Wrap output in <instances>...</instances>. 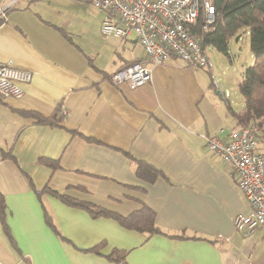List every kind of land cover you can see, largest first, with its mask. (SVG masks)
Here are the masks:
<instances>
[{"label": "crops", "instance_id": "1", "mask_svg": "<svg viewBox=\"0 0 264 264\" xmlns=\"http://www.w3.org/2000/svg\"><path fill=\"white\" fill-rule=\"evenodd\" d=\"M6 6L0 64L29 71L32 80L20 98H0V264H264V229L234 230L233 218L250 208L205 147L204 136L225 139L235 128L204 72L171 57L144 86H116L110 75L145 52L133 34L103 39L104 13L92 0H3ZM20 112L61 120L36 125ZM41 157L59 168L40 165ZM137 161L161 176L139 179ZM45 186L121 215L142 203L162 234L37 196Z\"/></svg>", "mask_w": 264, "mask_h": 264}, {"label": "built area", "instance_id": "2", "mask_svg": "<svg viewBox=\"0 0 264 264\" xmlns=\"http://www.w3.org/2000/svg\"><path fill=\"white\" fill-rule=\"evenodd\" d=\"M216 1L225 0H92V6L104 13L100 36L125 39L133 34L146 56L110 75V82L131 90L140 88L150 82L152 68L171 57L188 67L209 71L211 62L202 42L216 22ZM8 8H0V17ZM31 80V72L0 64V98H20L22 87ZM211 81L218 89L215 80ZM258 134L257 126L249 124L230 131L225 139L204 136L205 147L235 177L250 208L248 215H237L232 220L234 230L243 236L264 229V156L258 152Z\"/></svg>", "mask_w": 264, "mask_h": 264}, {"label": "trees", "instance_id": "3", "mask_svg": "<svg viewBox=\"0 0 264 264\" xmlns=\"http://www.w3.org/2000/svg\"><path fill=\"white\" fill-rule=\"evenodd\" d=\"M214 5L216 7L217 19L214 26L204 34L202 45L204 48L212 46L218 52L228 57L229 39L235 36L241 29L248 30L249 51L253 56L254 63L246 68L242 82L239 85V92L244 99V110L241 113H235L230 108L228 110L239 127L251 123L256 124L259 130L258 138L262 143L264 142V0H225L216 1ZM20 114L30 117L32 123L36 125L54 127L59 125V121L61 120L56 115L44 117L35 112H20ZM2 156L3 158H11V155L7 153H3ZM38 163L52 171L59 168L57 160L41 157L38 159ZM134 174L139 179L149 183L161 176L160 171L156 168L140 161H137L135 164ZM35 193L37 196L47 193L69 207L88 212L92 218L112 219L127 230L147 236L162 234L155 226L153 211L142 203L139 209L128 215H121L118 212L74 198L68 194H60L47 186L40 191H35ZM3 207V200L0 195L1 219ZM45 220L49 228L55 234H59L54 229L46 213ZM174 238L180 239L181 237L174 236ZM114 253L117 255L115 260L120 259L123 261L124 254Z\"/></svg>", "mask_w": 264, "mask_h": 264}, {"label": "rangeland", "instance_id": "4", "mask_svg": "<svg viewBox=\"0 0 264 264\" xmlns=\"http://www.w3.org/2000/svg\"><path fill=\"white\" fill-rule=\"evenodd\" d=\"M229 56L226 57L212 46H206L205 52L211 67L208 70L201 69L212 84V78L218 85L209 88L211 98L225 111L224 114L229 120V126L237 129L239 125L231 117L228 108L235 113L244 110V99L239 92V85L242 82L246 68L253 65L254 59L249 51V33L247 29H241L231 37L228 42ZM209 72V74H208ZM254 124V123H251ZM256 125V124H255ZM227 131L229 128H226ZM258 152L264 156V142H260Z\"/></svg>", "mask_w": 264, "mask_h": 264}]
</instances>
